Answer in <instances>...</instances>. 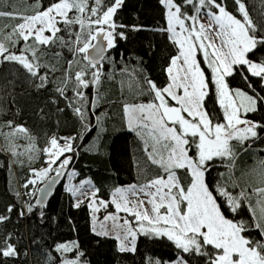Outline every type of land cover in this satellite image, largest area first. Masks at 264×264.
<instances>
[{"label": "snow or ice", "instance_id": "obj_1", "mask_svg": "<svg viewBox=\"0 0 264 264\" xmlns=\"http://www.w3.org/2000/svg\"><path fill=\"white\" fill-rule=\"evenodd\" d=\"M123 3L124 0H111L107 5L104 0H51L41 10L37 0L32 6V14L24 15L12 4L0 0V18L20 21L0 28V64L18 65L37 90L47 89L52 84L53 94L65 101L87 132L90 130L86 123L88 112L98 107L102 99L99 90L105 77L104 63L106 60L109 64L115 63L105 56V52L116 47L117 37L126 39L122 31H117L124 26L114 20ZM160 3L166 10L167 23L161 31L170 33V39L178 45V55L171 58L166 70L170 82L160 88L145 76L144 85L152 98L148 102L124 103L122 110L127 129L141 143L144 165L155 166L162 174L142 184L116 187L111 192V200L105 201L98 198L100 189L91 179L73 184L79 175L73 169L67 172L66 191L77 197L76 208L84 202L81 197L88 200L93 231L98 235L114 236L120 252H135L137 241L143 235L165 238L179 250L171 264H188L180 253L204 257L206 264H264V186L253 187L251 193L241 188L234 195L228 181L221 179L213 185L208 179L218 163H226L228 173L219 175H228L231 180L238 157L236 146L247 151L252 142L260 139L258 130L264 131V124L247 119L248 113L264 106V97L232 89L227 81L240 68L264 81V58L258 61L249 58L258 46H264V26L258 28L243 0H234L239 18L227 10L223 0H160ZM185 6L190 7L193 14H189ZM5 7L8 10H2ZM202 13L208 17L207 23L201 22ZM132 30L140 29L133 26ZM258 32L261 34L257 35ZM213 35L219 38V46ZM64 51L71 53L72 59L66 62L62 78L57 80L59 69L49 61L64 59ZM198 51L202 52L212 71L211 81L196 59ZM135 72V69L129 72L126 67L121 68L120 74L129 77L127 82H120L121 87L126 84L134 94L143 95ZM108 78L114 79V74H108ZM210 83L214 85L223 112L221 122H214L204 107L212 92ZM89 88L95 92L90 106L86 93ZM96 123L101 124L100 117H96ZM4 126L9 131L0 134L10 145L17 136L32 141L24 153L17 152L16 146L11 145L7 150L14 156L27 155L31 163L39 151L46 153L47 167L31 169V178L23 187L27 189L29 185L47 180L48 183L38 191L42 196L50 195L51 185L59 181L72 162V155L66 154L76 152L73 143L77 137L52 136L48 146L38 150L29 129L12 120L6 121ZM95 148L96 145H92L90 150ZM50 173L54 175L49 176ZM260 180L264 184V173ZM231 187L239 188V185L233 181ZM253 196L255 206L251 203ZM242 202L248 205L251 221L225 214L226 211L239 213ZM43 203V198L37 199L35 204L26 203V212H33ZM109 203L115 212L99 221L95 213L100 208H107ZM12 210L13 206L7 208L8 213ZM121 212L128 215L121 217ZM24 214L22 210L20 215ZM39 215L43 217V210ZM8 219L9 216L0 215V223ZM252 230L257 236L251 235ZM55 251L62 257L60 264H86L81 259L84 253L75 241L57 244ZM68 253L73 255L70 257ZM19 255L16 245L11 242V234L0 240V258ZM45 255L51 264L52 257L48 253ZM148 264L161 262L149 258Z\"/></svg>", "mask_w": 264, "mask_h": 264}, {"label": "trees", "instance_id": "obj_2", "mask_svg": "<svg viewBox=\"0 0 264 264\" xmlns=\"http://www.w3.org/2000/svg\"><path fill=\"white\" fill-rule=\"evenodd\" d=\"M50 2L51 0H39L40 9L47 7ZM243 2L258 28L264 26V0ZM9 3L16 11L31 15L32 6L37 4V0H5V4ZM104 3L110 4L111 0H104ZM223 3L228 11L239 18L234 0H223ZM2 10L8 9L5 7ZM185 10L193 14L190 7L185 6ZM114 20L118 25L124 26L117 28V31H122L126 39L117 37L116 47L107 52L106 57H111L115 63L109 64L107 60L104 63L105 77L99 90L102 99L98 107L88 112L86 123L90 130L87 132L84 131L80 120L66 106L65 101L53 94L52 84L47 89L37 90L28 82L23 69L18 65L8 62L0 64V133L9 131L4 125L6 121L12 120L15 124L29 129L38 150L47 147L52 136H76L77 140L73 143L76 152L66 154L73 157L69 171H77L79 179H91L95 187L100 189L98 198L105 201L111 200V192L116 187L142 184L162 174L157 167L144 165L145 157L141 143L135 134L127 129L122 105L148 102L152 98L144 85L145 76L155 82L157 87H165L170 82L166 70L171 58L178 51L177 45L170 39L171 34L161 31L167 27V23L166 10L160 0H124ZM19 22L0 18V28ZM133 26L140 30H132ZM61 35L67 38L66 34ZM63 56L64 59L60 61H49L59 69L56 73L57 80L62 78L61 73L67 67L66 62L72 59L71 53L67 51L63 52ZM199 57L206 76L211 81L212 71L201 54ZM249 58L256 61L264 58V46H258L255 54H249ZM123 67L129 72L136 70L135 78L145 94H134L126 84L121 87L122 80H129L127 75L120 74ZM108 74H114V79H109ZM245 76L247 80L244 79ZM227 81L231 88H240L250 94L264 97V81L251 76L242 68L228 77ZM133 87L135 88V85ZM210 88L212 92L206 98L204 107L214 122H221L223 112L211 83ZM86 93L90 106L95 92L89 88ZM71 95L72 92L69 91L68 96ZM170 102L174 104L173 101ZM96 117L101 118L100 125H97ZM247 119L264 124V106H258V111L248 113ZM258 131L260 139L252 142L251 147L245 145L247 151H241L240 147L236 146L238 157L235 160V170L240 160L247 164H253L256 159L264 162V131ZM11 145L9 140L0 134V215L9 216L8 220L0 223V240L11 234V242L16 245L20 255L15 258H0V264H48V256L45 253L52 257L51 264H60L62 257L55 251V246L69 241L78 243L79 250L84 253L81 259L86 264H148L149 258L159 260L161 264H170L176 259L179 250L170 241L143 235L137 241L135 252H120L119 243L113 236L98 235L93 231L92 213L87 201L79 208L74 207L75 199L66 191L65 181L55 190L45 207H35L33 212L27 213L26 203L35 204L39 189L32 185L25 189L23 185L31 178V169L45 164L46 153L39 151L37 157L29 163L27 155L14 156L8 151ZM92 145H96L95 150H90ZM19 148L17 152L22 153ZM140 168H144V171H140ZM219 173H228L226 163H218L208 179L213 185L221 179L228 181L229 190L235 195L241 187H231L232 174L229 180L228 175L221 177ZM33 191L35 195L27 194ZM255 201L256 199L252 198L251 203L254 204ZM9 206H13L11 213L7 212ZM22 210L25 211L23 216L20 215ZM41 210L43 217L39 215ZM225 214L234 219H252L248 205L244 202L239 213L229 214L226 211ZM251 235L255 237L257 232L252 230ZM180 254L188 260V264H206V258L199 255ZM72 255L73 253H70V256Z\"/></svg>", "mask_w": 264, "mask_h": 264}, {"label": "rangeland", "instance_id": "obj_3", "mask_svg": "<svg viewBox=\"0 0 264 264\" xmlns=\"http://www.w3.org/2000/svg\"><path fill=\"white\" fill-rule=\"evenodd\" d=\"M201 22H204V23H207L208 22V17L205 15V14H201ZM215 42L217 43V45L219 46L220 44V40L218 37H215L213 35L212 37ZM177 48H178V45H177ZM199 54H201L202 58L204 59L203 57V54L201 51H198L197 52V55H196V59L199 61V64H200V67L201 69L204 71L205 73V76H206V72L204 70V68L202 67V64H201V61H200V57H199ZM178 55V51H177V54ZM175 55V56H176ZM205 61V59H204ZM206 62V61H205ZM207 64V62H206ZM210 69V68H209ZM211 70V69H210ZM212 74V72H211ZM207 77V76H206ZM231 88V87H230ZM232 89H240V88H232ZM243 90V89H241ZM245 91V90H243ZM246 92V91H245ZM248 93V92H247ZM250 94V93H249ZM252 95V94H250ZM170 102V101H169ZM171 103V102H170ZM175 103V102H174ZM173 104V103H172ZM31 143L30 141H26L24 138H21V137H16L14 138L12 141H11V144L12 145H15L16 146V150L20 147L22 150L21 152L24 153L25 151V148L27 147V145ZM20 145V146H19ZM22 146V147H21ZM25 146V147H24ZM19 148V149H20ZM47 155L45 157V164L42 165L41 167L37 168V169H41V168H44V167H47ZM36 169V168H35ZM71 171V170H70ZM264 173V167H263V163H262V160L261 159H256L255 162H253V164H247V162H244L243 160H240L238 165L236 166V170L233 168L232 170V180L237 183L239 185V187L241 188H246L247 191L249 193H251L252 191V188L253 187H260V186H264V184L261 183V180H260V177H261V174ZM53 174V173H50L49 176ZM81 180H85V179H79L78 177H75L74 180L72 181L73 184H79V182ZM46 182V180L44 181H40L38 182L35 186L37 190L40 189V187ZM65 184L67 186L68 184V179H67V176H66V179H65ZM130 185V184H128ZM126 186V185H125ZM75 201L77 199V197L73 196ZM252 198H255V196H253ZM81 199H83V201H87V199H84L83 197H81ZM256 199V198H255ZM253 206H255V203L252 204ZM115 212V208L114 206L109 203L108 204V207L107 208H100V210L98 212L95 213L96 217L98 218L99 221H103L104 219V216L107 215L108 213H113ZM92 213V211H91ZM121 217H125L127 216L128 214H125V213H120L119 214ZM129 219H131L130 216H128ZM123 221L121 220V223ZM92 223H93V219H92ZM111 228V224H109V229ZM99 230V229H98ZM112 236V235H110ZM114 237V236H113ZM70 242V241H69ZM119 243V242H118ZM68 256H70V253L67 254ZM71 257V256H70ZM171 264V263H170Z\"/></svg>", "mask_w": 264, "mask_h": 264}, {"label": "water", "instance_id": "obj_4", "mask_svg": "<svg viewBox=\"0 0 264 264\" xmlns=\"http://www.w3.org/2000/svg\"><path fill=\"white\" fill-rule=\"evenodd\" d=\"M107 52H108V50L105 52V56L107 55ZM69 169H70V166H68L67 170L65 171L64 175L59 179V181L57 183L51 185L52 191H51L50 195L45 193L42 196V194L38 191L36 200L43 198L44 203L42 205H39V206H36V207L43 208V207L46 206V204L48 203V201L51 199L52 195L54 194L55 190L65 181L66 176H67V172L69 171ZM52 175H54V173ZM46 183H48L47 180L40 188H43Z\"/></svg>", "mask_w": 264, "mask_h": 264}]
</instances>
